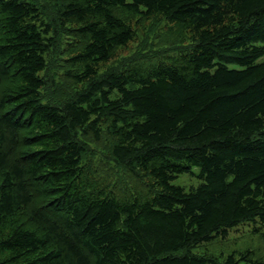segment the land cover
I'll list each match as a JSON object with an SVG mask.
<instances>
[{
  "label": "trees",
  "instance_id": "obj_1",
  "mask_svg": "<svg viewBox=\"0 0 264 264\" xmlns=\"http://www.w3.org/2000/svg\"><path fill=\"white\" fill-rule=\"evenodd\" d=\"M51 2L52 24L36 2L0 0V264H264L194 252L264 229V0ZM154 17L187 48L100 73ZM54 32L82 86L47 103ZM103 135L143 188L117 195L84 168ZM184 173L199 183L173 184Z\"/></svg>",
  "mask_w": 264,
  "mask_h": 264
},
{
  "label": "rangeland",
  "instance_id": "obj_2",
  "mask_svg": "<svg viewBox=\"0 0 264 264\" xmlns=\"http://www.w3.org/2000/svg\"><path fill=\"white\" fill-rule=\"evenodd\" d=\"M40 4L43 8L45 20L52 24V19L57 11V5L51 0H30ZM56 27V26H55ZM135 38L126 46L121 47L114 53L113 59L102 66L100 73L108 69H117L133 61L156 62L164 60L184 50L189 41L180 42L177 29L171 28L164 20L154 17L150 21H139L134 26ZM54 37L53 46L45 55L46 69L41 74L46 84L41 90V98L47 103H60L72 98L76 91L80 90L81 84H76L68 76L73 73L67 63L70 57L68 49L72 42L65 33H52ZM68 70V72H67ZM78 72V71H76ZM112 140L109 136L103 135L99 141L88 139L86 141V153L83 156L84 168L91 176L98 179V182L114 191L117 195H127L143 188L144 182L134 178L123 168L114 164L111 160L110 148ZM193 173H198L193 168ZM191 174L179 175L173 184L189 189L196 186L199 181ZM251 250L259 258L264 259V229L254 231L251 224H241L231 229L225 237H217L212 241L203 243L194 249L199 255H210L219 259L232 252Z\"/></svg>",
  "mask_w": 264,
  "mask_h": 264
}]
</instances>
